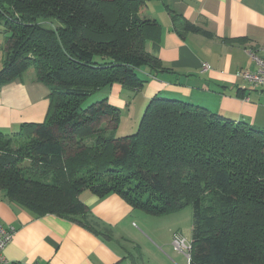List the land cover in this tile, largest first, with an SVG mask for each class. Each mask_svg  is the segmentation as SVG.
Listing matches in <instances>:
<instances>
[{
  "label": "trees",
  "instance_id": "1",
  "mask_svg": "<svg viewBox=\"0 0 264 264\" xmlns=\"http://www.w3.org/2000/svg\"><path fill=\"white\" fill-rule=\"evenodd\" d=\"M147 1L0 0V86L33 69L49 91L44 122L0 132V190L106 239L110 228L79 200L85 191L152 217L190 205V264H264L263 130L155 97L135 133L114 137L120 111L106 98L85 106L115 84L139 91L141 68L164 70L147 51L159 32L142 14Z\"/></svg>",
  "mask_w": 264,
  "mask_h": 264
},
{
  "label": "crops",
  "instance_id": "2",
  "mask_svg": "<svg viewBox=\"0 0 264 264\" xmlns=\"http://www.w3.org/2000/svg\"><path fill=\"white\" fill-rule=\"evenodd\" d=\"M142 14L158 25L147 51L164 70L139 69L138 77L145 81L139 91L115 84L98 93L99 99L106 98L120 111L117 128L129 123L133 131L146 105L158 97L201 106L264 131V91L251 88L240 76L255 69L248 51L264 58V0H148ZM185 23L198 32L185 30ZM2 31L0 69L5 46ZM48 94L33 69L0 86V132L12 135L22 124L44 122ZM79 200L110 228L111 239L59 216H37L8 201L0 190V221L15 229L4 250L8 264H132L128 255L137 240L123 230L114 232L132 209L112 194L97 199L85 191Z\"/></svg>",
  "mask_w": 264,
  "mask_h": 264
},
{
  "label": "rangeland",
  "instance_id": "3",
  "mask_svg": "<svg viewBox=\"0 0 264 264\" xmlns=\"http://www.w3.org/2000/svg\"><path fill=\"white\" fill-rule=\"evenodd\" d=\"M0 30L2 29L0 28ZM135 96L131 97L130 103ZM95 100H99V94L89 98L85 106L96 102ZM143 107L139 111V116L142 115ZM124 119L125 112H122L121 122ZM128 125L129 123L122 122L113 136L121 137L135 133L137 126L132 131V127H128ZM86 193L90 192L86 191ZM127 218L128 220L123 221L114 232L118 234L119 230H123L127 236L137 240L138 243L132 246V252L137 258L138 264H187L183 255L174 251L170 245L173 233L180 234L187 242H190L192 229L190 205L178 212L159 217L148 216L134 210Z\"/></svg>",
  "mask_w": 264,
  "mask_h": 264
},
{
  "label": "built area",
  "instance_id": "4",
  "mask_svg": "<svg viewBox=\"0 0 264 264\" xmlns=\"http://www.w3.org/2000/svg\"><path fill=\"white\" fill-rule=\"evenodd\" d=\"M261 51L264 52V47ZM248 54L255 64V69L244 71L240 76L251 88L264 90V58L257 56L254 51H248ZM207 68V65H204V69ZM14 234L15 229L13 227L5 226L0 221V264H8L4 257V250L12 241ZM172 247L174 251L183 255L187 264H190L191 242H187L180 234H175L172 237Z\"/></svg>",
  "mask_w": 264,
  "mask_h": 264
}]
</instances>
